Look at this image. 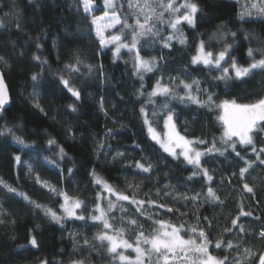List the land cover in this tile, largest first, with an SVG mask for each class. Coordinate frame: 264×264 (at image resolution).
I'll return each instance as SVG.
<instances>
[{
  "label": "trees",
  "instance_id": "16d2710c",
  "mask_svg": "<svg viewBox=\"0 0 264 264\" xmlns=\"http://www.w3.org/2000/svg\"><path fill=\"white\" fill-rule=\"evenodd\" d=\"M183 2L177 0L178 4ZM193 2L200 9L195 26L186 23L179 26L184 44L177 36L173 37L170 48L162 47L160 37L141 38L140 55L145 59L157 57L158 61L157 70L145 73L141 81L134 74V53L123 52L117 57L113 49H102L91 24L92 16L84 12L81 0H31V3L30 0H0V21L6 25L0 27V56L7 61V66L3 62L0 66L11 98L7 109L0 112V130L12 128L16 135L33 145L21 149L11 135L0 136V179L60 214L62 196L54 195L37 183L38 175L58 192L83 201L78 213L86 217L84 221L66 218L61 226L21 196L8 193L0 186V220L3 221L0 223V264H73V261L120 264L107 252V241L101 246V242L94 239L97 233L106 230L101 222L93 221L91 215L97 203L107 212L109 199L125 209L124 212L114 209L107 212V216L114 228L125 229L124 238L129 242L134 243L137 234L135 226L128 224L129 218H135L146 234L159 228L154 220L177 227L183 225L180 234L185 239L193 235L190 228L198 226L204 228L213 242L209 245L211 254L227 255L228 264H235L236 257L243 264H257L259 254L264 253V239L258 235L264 230V164L256 159L252 147L237 143L241 155L255 161L244 180L239 175L243 160L230 148L224 156L217 152L205 154L201 166L213 177L209 182L203 175L193 176L197 171L194 166L164 152L150 138L140 113L143 106L156 130L164 133L166 110L161 104L166 98L158 96L154 98L155 103H148V93L158 80L164 85L172 84L170 78L176 83L198 80L200 88L211 93L216 104L225 101L250 104L264 99V72L261 70H254L252 75L241 79L219 80L216 77L221 75L220 71H210L191 63L202 40L206 51H212L214 56L226 44H231L228 66L235 59L238 65L247 67L252 62L248 56L249 48L253 49L255 59L263 58L264 14L251 8V2L246 5L241 0ZM102 3L103 0H94L98 9L95 15L104 12ZM116 3L118 7L123 5L119 14L129 15L128 22L134 24L135 18L129 14L126 0ZM248 11L252 14L241 18V13ZM167 16L165 13L166 19ZM156 27L161 37L172 35L173 30L166 24L157 23ZM120 31L121 27L112 34H120ZM123 32L125 39L130 40V32L127 29ZM233 32L235 37L231 35ZM33 56L40 60H34ZM77 58L82 61L77 65L80 70L70 74L66 66L76 64ZM33 74H39L37 81L31 79ZM61 76L80 91L79 100L64 87ZM175 90L179 96L184 95L182 86ZM34 92L36 96H33ZM194 95L207 99L204 92H194ZM168 99L176 129L181 135L206 141L196 144L202 152L212 146L213 140L217 147H222L220 137L224 126L218 119L222 116L221 108L209 110L191 102ZM101 101L104 111L100 109ZM34 103H39L44 111ZM69 105H75L77 111L73 112ZM153 110L157 113L155 116H152ZM109 130L111 135H108ZM49 138L64 148L67 153L64 158L58 155L55 145L48 146ZM254 140L259 152L264 148V132L256 135ZM16 155L21 156L19 164L14 159ZM45 157L53 163H48ZM137 161L151 163V173L137 169ZM29 164L33 169L31 173L26 166ZM68 169H72L71 175ZM93 171L117 191L129 196L135 194L137 200L165 204L173 211L146 203L142 208L146 214L141 215L128 201H116L115 196L104 192L95 183ZM244 183L253 188L252 193L243 189ZM209 187L213 188L219 201L206 198ZM197 193L200 197L193 202L191 197ZM185 195L189 199H183ZM241 208L252 214L240 216L238 224L243 226V232L238 227L233 228L231 223L239 216ZM227 228L232 231H225ZM32 236L37 239L36 247L29 243ZM217 240L231 241L243 247L216 249ZM243 248L251 249L253 255L246 258Z\"/></svg>",
  "mask_w": 264,
  "mask_h": 264
},
{
  "label": "snow or ice",
  "instance_id": "6c2138e0",
  "mask_svg": "<svg viewBox=\"0 0 264 264\" xmlns=\"http://www.w3.org/2000/svg\"><path fill=\"white\" fill-rule=\"evenodd\" d=\"M83 10L86 14H92L98 9L93 7L94 0H81ZM31 3V0H30ZM104 8L111 11H104L103 15L95 16L92 15L91 24L95 27V33L99 40L101 47H107L109 44L115 45L114 55H118L122 48L127 49L129 53H134V74L139 77L141 81L144 79L145 73H151L157 70L158 61L157 57H151L145 59L140 55L141 48L140 40L142 37H160L163 48L172 47L171 41L174 36L179 37V42L181 44L185 43L183 38V32L180 29L182 23H186L190 26H195L196 14L200 10L197 3L193 0H184L183 3H177V0H126L127 7L129 9V14L135 18L134 24L128 22L129 15L121 16L119 14L120 7L117 6L116 0H103ZM264 0H258L257 4H252L251 8H255L260 14H264ZM165 13L168 14L167 19L165 18ZM251 11L246 13H241V18L244 15H251ZM8 16L9 14H5ZM157 23L166 24L170 27L173 32L172 35L167 37H161L160 30L156 27ZM117 25H121L120 34H112L105 37L104 33L107 29L115 28ZM5 22L0 21V27H5ZM17 28L19 29V23H17ZM127 29L131 34V39H122L124 37L123 30ZM215 33L213 36L215 37ZM233 37L236 33H231ZM223 39V34L220 36ZM37 47L40 45L37 43ZM232 45L226 44L225 47L214 56L213 52L206 51L205 42L202 40L197 48V55L192 57L191 63L194 65H204L210 71L215 68L221 72V75L216 77L219 80L229 79V67L224 66L221 62L228 63L225 61L226 55L229 53ZM248 56L252 58V62L247 66L243 67L238 65L235 59L230 61V67L235 74L237 79L250 76L254 73V70H261L264 72V58L255 59L253 49H248ZM34 60H40V57L33 56ZM163 59V57H160ZM0 62H3L7 66V61L3 56H0ZM42 63H47V61H42ZM82 61L77 58L76 64H69L66 67L69 73L79 72L78 64ZM39 74H33L31 79L37 81ZM172 84L164 85L158 80L156 86L153 90L148 93V103H155V97L166 98L161 104V108L166 110V116L164 120V127L167 131L163 136L156 130L153 126L152 120L149 114L146 112L145 108L141 106L140 113L143 117V122L147 126V131L150 138L159 144L160 148L164 152L168 153L174 159H179L183 157V160L187 164L193 165L197 171L193 172V176L203 175L209 182L213 180V177L209 174L208 169L201 166V157L205 154H211L213 152L219 153V155L224 156L225 152L230 148L236 157L243 160L244 166L239 170V175L241 180H244L245 174L248 173L249 169L253 168L255 161L250 159H245L241 152L237 150V143L241 146H251L253 153H256V159L259 160L260 164H264V148H260L259 152L255 147L254 137L261 132H264V99H260L255 103L250 104H237L235 101H225L223 104H216L213 95L207 93L205 90L200 88V82L198 80H192L191 83H186L180 80L176 83V80L170 78ZM61 83L65 88L71 93L73 97L77 100L80 99V91L70 84V80L61 76ZM195 85V88L193 86ZM182 86L184 91L183 96H179L176 92V88ZM143 87V85H142ZM195 93L204 92L207 95V99L203 100L199 95H194ZM37 94L34 92L33 96ZM141 95L143 93L141 92ZM177 99L180 103L191 102L199 105L200 107H206L209 110H214L215 108L223 109L224 115L218 117L219 120L223 122L224 132L220 137L222 147H217L215 140H213L212 146L202 152L194 147L195 144L206 143L203 139L190 140L185 136L180 135L176 130V125L174 123V112L169 108V99ZM10 102L8 91L4 83L3 73L0 72V112L5 111V106ZM34 106L39 108L40 111H44L40 107L39 103H34ZM69 108L76 112L77 108L75 105H69ZM101 111H104V104L100 103ZM157 113L155 110L152 112V116ZM11 135L12 140L20 146L21 149H26L33 147L29 145L22 136L16 135L12 128H4L0 130V136ZM108 135H111V130H109ZM49 147L56 146L58 149V155L64 158L67 153L64 148L59 146L55 139L49 138L47 141ZM139 147V145H136ZM102 147V145H101ZM180 149L179 152L176 150ZM118 156L123 155V153H117ZM17 164L21 162V156L16 155L14 157ZM48 163H53L52 160L45 157ZM135 167L142 171L143 173H151L152 164L151 163H141L137 161ZM28 170L31 173L33 171L31 164L28 165ZM69 175L72 174V169H68ZM94 181L97 185H100L104 192H107L110 196H115L116 201H128L130 204L136 206V210L145 215L146 213L142 211L143 206L147 203L149 206L155 205L157 208H165L167 211L171 212L173 209L165 204H156L155 201L149 200H137L135 194L129 196L123 192L117 191L111 184H109L103 177L93 171L92 173ZM235 175V173H233ZM192 177H189L191 179ZM36 182L41 184L43 187L47 188L48 191L54 195H60L63 198V203L60 205L61 212L58 214L52 208L47 207L31 200L29 196L25 193L20 192L17 188L7 184L3 179H0V186L7 190L8 193H15L21 196L25 201H28L35 209H39L44 213L45 216L49 217L52 221L63 226V221L66 218H73L75 220L84 221L86 217L77 212V209H81L83 201L79 199H74L70 197L67 193L58 192L57 189L50 185L47 181H43L40 177L36 176ZM243 189L249 193L253 192V188L248 185V183L243 184ZM159 195V194H158ZM168 195V193H165ZM200 197V193L192 196L193 202L197 201ZM211 201H219V197L216 195L212 187L207 190V197ZM97 199H101L98 195ZM183 199L187 200L189 197L185 195ZM222 203V201H221ZM124 212L125 209L122 205L118 207L117 203L108 200L107 212H111L117 209ZM107 212L105 209L101 208L100 204L97 203L91 219L93 221H99L103 224V228L106 230L104 232L97 233L94 239L101 242V246H104L103 242L107 241V252L111 254L114 260L120 262V264H228L229 257L227 255L223 257H217L209 252V245L213 242L209 239L203 227L192 226L190 231L193 233L191 237L185 239L181 234V228L183 225L177 227L176 225L169 224L165 221L154 220L155 224L159 225V228L155 229L152 234H146L142 230V226L138 224L135 218H129L128 224L130 226H135L136 238L135 242H129L128 239L124 238L125 229L114 228L109 222ZM251 212H245L242 208L239 216L234 218L231 223L233 228H239L240 232L244 231L242 225L238 224L240 216H250ZM208 218L205 217V220ZM257 219H259L257 217ZM123 220V217H122ZM0 223H3L0 220ZM210 224V222H209ZM111 231L112 234H109ZM225 231H232V228H227ZM259 237L264 239V230L258 233ZM29 243L36 247L38 242L35 236H32ZM88 244V241H84ZM214 247L216 249H233L234 247L239 249L243 247L242 245H234L231 241L217 240L215 241ZM120 249H132L136 253L134 259L130 258L129 255H125L124 251ZM245 257H250L253 255L252 250L248 248H243ZM235 264H243V261L236 257L234 258ZM46 264V262H43ZM73 264H85L84 261H73ZM257 264H264V253L259 254Z\"/></svg>",
  "mask_w": 264,
  "mask_h": 264
},
{
  "label": "rangeland",
  "instance_id": "374dc122",
  "mask_svg": "<svg viewBox=\"0 0 264 264\" xmlns=\"http://www.w3.org/2000/svg\"><path fill=\"white\" fill-rule=\"evenodd\" d=\"M233 1V0H232ZM244 4H249L250 2H251V4H257L258 3V0H241ZM116 2H117V0H116ZM103 4V8H104V3H102ZM93 7H95V8H97L96 7V5L95 4H93ZM104 11H109L110 12V14H111V11L110 10H108V9H105L104 8ZM104 13V12H103ZM103 13L102 14H99V15H95L94 13H92L91 14V16L92 15H95V16H101V15H103ZM90 15V14H89ZM92 19V18H91ZM119 27H121V25H117L115 28H110V29H107L106 31H105V33H104V35H105V37H108V36H110V35H112V33L115 31V30H117V29H119ZM122 39H125V37H123ZM127 40V39H126ZM130 41V40H129ZM115 45H112V44H109L107 47H103L102 49L103 50H107V49H113V52L115 53ZM123 52H128V50L127 49H124V48H122L121 50H120V52H119V54L118 55H115V56H117V57H120V55L123 53ZM197 55V54H196ZM264 58V57H263ZM228 60V55H226V57H225V61H227ZM222 64H224V66H226V67H229V77H235V74H234V72L232 71V69H231V67L230 66H228L227 65V63H225V62H221ZM200 66H203V67H205L204 65H202V64H200ZM213 70H217V69H215V68H212ZM219 71V70H218ZM236 78V77H235ZM244 78V77H243ZM241 79V78H240ZM223 104V103H222ZM224 115V112H223V109H222V116ZM221 123L223 124V122L221 121ZM177 130V129H176ZM167 131V129H165V131H164V133ZM178 131V130H177ZM163 133V134H164ZM163 134H161L162 136H163ZM181 135V134H180ZM183 136V135H182ZM191 140V139H190ZM159 145V144H158ZM194 147L196 148V149H198L197 147H196V144L194 145ZM199 150V149H198ZM177 152H179L180 151V149H177L176 150ZM201 151V150H200ZM168 154V153H167ZM204 157V155L201 157V160H202V158ZM179 159H183V157H180ZM187 163V162H186ZM190 165V164H189ZM27 167H28V165H26ZM193 166V165H192ZM78 210L79 209H77V212H78ZM120 251H124V253H125V255H129L130 256V258H132V259H134L135 258V256H136V253L134 252V251H132V249H127V250H124V249H120Z\"/></svg>",
  "mask_w": 264,
  "mask_h": 264
},
{
  "label": "water",
  "instance_id": "95a60500",
  "mask_svg": "<svg viewBox=\"0 0 264 264\" xmlns=\"http://www.w3.org/2000/svg\"><path fill=\"white\" fill-rule=\"evenodd\" d=\"M0 72H2L1 66H0ZM2 73H3V72H2ZM3 76H4V74H3ZM4 83H5V86H6L7 91H8L9 100L11 101V98H10V92H9L8 86H7V84H6L5 78H4ZM9 105H10V102H9L8 105L5 106V109H7V107H8Z\"/></svg>",
  "mask_w": 264,
  "mask_h": 264
}]
</instances>
